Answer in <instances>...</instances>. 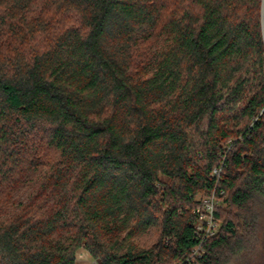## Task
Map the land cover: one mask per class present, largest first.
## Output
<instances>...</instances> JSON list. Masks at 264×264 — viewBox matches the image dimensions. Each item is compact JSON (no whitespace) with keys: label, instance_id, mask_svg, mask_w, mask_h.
Returning a JSON list of instances; mask_svg holds the SVG:
<instances>
[{"label":"trees","instance_id":"trees-1","mask_svg":"<svg viewBox=\"0 0 264 264\" xmlns=\"http://www.w3.org/2000/svg\"><path fill=\"white\" fill-rule=\"evenodd\" d=\"M41 1L0 0V264H76L82 246L98 264H196L197 196L216 186L197 264L251 251L264 0H179L167 20L170 0ZM49 4L75 17L53 35Z\"/></svg>","mask_w":264,"mask_h":264},{"label":"rangeland","instance_id":"rangeland-1","mask_svg":"<svg viewBox=\"0 0 264 264\" xmlns=\"http://www.w3.org/2000/svg\"><path fill=\"white\" fill-rule=\"evenodd\" d=\"M178 1L179 0L169 1L168 7H166V9L163 10L164 20L169 19V16L172 13H174L175 10H178L179 8ZM41 3L42 1L39 2L38 5H40ZM41 8L42 7L40 6L38 10H40ZM59 8L62 9V7H59ZM56 13L57 11L55 8H52V4L46 5V7H44L43 11L40 13L41 18L44 19L46 24L50 26V28L48 29V31L50 30V35L57 34L59 31L62 30V28H64V26L69 25V23H73L75 21L74 13H71V12L66 13V16L64 12L62 11L59 12V14H56ZM47 37H48V34H47ZM154 44H155L154 42H149V47H152ZM204 196L205 195L203 194H199L197 196V200L200 201V199L203 198ZM0 218L2 217L0 216ZM218 224L220 227L221 222L218 221ZM156 237L157 236L155 232H150L147 235L143 236L140 239V241L146 244L147 246H151V244L154 243ZM76 258H77L76 264H98L84 246H82L76 251ZM193 261L196 262L197 264V261L195 259ZM229 264H264V207L261 210L260 230H259L258 236L256 237L253 249L249 252L247 251L242 252L240 255L235 257L233 261H231Z\"/></svg>","mask_w":264,"mask_h":264},{"label":"built area","instance_id":"built-area-1","mask_svg":"<svg viewBox=\"0 0 264 264\" xmlns=\"http://www.w3.org/2000/svg\"><path fill=\"white\" fill-rule=\"evenodd\" d=\"M222 171L223 166L215 168L213 171V177L215 178L217 185L223 181ZM224 193V190H221L220 193H218V188L216 186L211 194L205 195L200 199V205L194 210V213L198 217L196 235L200 240V243L192 253L193 260L195 259L197 261L203 257L205 242L209 238L215 236L220 230L215 214L224 204L223 199H221Z\"/></svg>","mask_w":264,"mask_h":264},{"label":"water","instance_id":"water-1","mask_svg":"<svg viewBox=\"0 0 264 264\" xmlns=\"http://www.w3.org/2000/svg\"><path fill=\"white\" fill-rule=\"evenodd\" d=\"M263 32H264V23H263Z\"/></svg>","mask_w":264,"mask_h":264}]
</instances>
